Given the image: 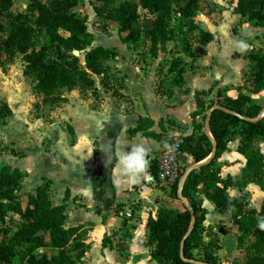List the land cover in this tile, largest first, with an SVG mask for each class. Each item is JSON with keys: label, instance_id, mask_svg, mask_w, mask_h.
<instances>
[{"label": "trees", "instance_id": "16d2710c", "mask_svg": "<svg viewBox=\"0 0 264 264\" xmlns=\"http://www.w3.org/2000/svg\"><path fill=\"white\" fill-rule=\"evenodd\" d=\"M80 0H31L32 9L37 13L35 24L27 12H13V0H0V34L6 36L0 41V50L14 55H23L25 72L35 75L34 90L45 98L58 90L76 87H92L94 75H101L106 62L118 55L116 47L92 43L93 33L85 20L72 12ZM175 3L183 20L182 27L193 33L198 30L200 44L206 46L213 34L199 28L196 16L203 10L202 0H91L96 16L117 23L118 33L123 44L130 49L143 48L152 57L166 50L172 39L170 18ZM233 15L254 27H264V0H235ZM140 9L151 14L145 37L139 24ZM43 35V44L36 40ZM85 52L82 63L76 52ZM181 52L193 56L195 53L188 44ZM251 82L248 92H259L264 83V50H256L249 56ZM177 57L171 70L183 78L184 67H179ZM239 90L231 97L219 89L217 101L208 104L203 96L211 93L196 91L198 110L192 113L194 132L182 136L183 153L191 155L195 162H206L193 167L187 174L182 187V196L188 201L183 211L169 215L160 213L157 218L149 217V241L153 246L152 258L158 264H218L212 245L205 243V216L199 192L203 186L206 196L221 211L236 210L232 216L238 231V244L250 236L253 254L248 255L245 264H264V203L260 210L248 207L247 193L238 198H230L227 190L237 187L244 191L248 184L256 183L264 187V154L259 142L264 140V103L261 104L249 93ZM65 100L58 96L52 102ZM210 100V99H209ZM209 112L206 113V111ZM203 114L201 121L196 116ZM11 108L6 101L0 103V119L10 117ZM261 117V118H260ZM212 137L207 132L206 121ZM153 121L141 117L132 133L141 131L146 136L160 137L151 130ZM116 137L115 133H112ZM239 139L238 150L242 154L252 152L247 158L240 176L221 175L222 164L219 157L228 150L229 143ZM98 140L94 142V156L98 161ZM151 171L157 176L158 167L152 163ZM24 174L9 164L0 161V223H5L10 215L22 220L11 234L10 229L0 226V264H12L16 258L19 264H76L84 256V244L78 240V227L66 228V207L55 205L50 198V181L39 185L33 193H25L19 198ZM110 186L113 188L111 180ZM93 194L96 201L110 209L113 200L105 198V189L97 172L92 178ZM172 193L177 196V186ZM69 193H67L68 195ZM42 231L41 235L38 232ZM43 249V251H40ZM59 250L50 254L48 250ZM197 251V252H196Z\"/></svg>", "mask_w": 264, "mask_h": 264}, {"label": "crops", "instance_id": "0c3cea01", "mask_svg": "<svg viewBox=\"0 0 264 264\" xmlns=\"http://www.w3.org/2000/svg\"><path fill=\"white\" fill-rule=\"evenodd\" d=\"M235 5L234 3L232 10ZM141 10L147 12L143 9H140V12ZM236 18L241 19L240 16L234 15L230 21L233 22ZM243 28V40L250 38L251 41L254 38L253 43L249 44L250 51H263L264 27H254L243 22ZM204 30L212 33L211 30ZM240 32L241 30L236 35H241ZM221 40L218 52L210 54L214 63L209 67L205 65L208 76L201 71V65H196L193 69L186 68L182 80L176 81L170 74L168 79L163 80L154 73L149 78L144 70L136 65L137 49H130L123 44L119 34L114 43H111V39H106V44H100L119 50L113 60L111 58L106 62L118 66L120 74L124 75L119 96L114 95L96 79L94 92L84 88L66 90L61 95L65 98L63 104L67 109L64 119H52L50 116L33 120L30 112L24 118L19 117L17 108H13V105L5 100L12 115L6 125L2 126L0 139L10 142V150L0 161L18 168L24 174L21 194L33 193L39 185L50 181V198L53 204H64L66 207V228L81 227L78 240L84 244L85 252L81 261L76 264H158L151 256L153 246L148 243V219L150 216L157 218L160 213L173 215L181 212L186 204L178 193L175 196L155 182L156 175L152 173L151 167L153 162L157 165L156 158L165 148L167 140L194 132L192 113L198 110L196 91H208L211 88V93L203 96L205 100H209L219 89L228 96L236 97L242 87L241 91L249 93L261 104L264 103V98H260L261 94H264V86L257 93L248 92L251 81L246 80L244 76V72L251 70L248 58L235 59L240 64V69L230 79L226 80V74L217 71L216 58L225 47L222 34ZM201 46L203 49L209 48L208 44ZM206 53L201 50L198 55L208 62L209 54ZM129 59L130 64L126 66L125 61ZM216 71L217 75L214 76ZM248 72L251 73L252 70ZM105 73L109 74L105 70L102 75ZM33 93V96L42 95L36 91ZM51 103L57 106L58 102ZM214 106L216 107L217 103ZM202 116L203 114H198L196 121H201ZM261 116H264V111ZM18 117L23 119L24 123H29L30 127L36 123L45 127L42 131L32 130L24 124L19 125ZM141 117L153 121L151 130L160 137L146 136L141 131H130L137 126ZM65 120L69 125L64 123ZM112 133H115L116 137H113ZM96 140L99 142L98 161L94 156ZM133 145H140L144 149V163L134 175L125 172L118 163V157L128 152ZM108 146L111 148L109 151L113 162L106 174H102V159ZM238 147L237 138L229 143L228 150L219 157L223 177L240 176L247 158L252 156L251 151L242 154ZM259 147L264 154V140L259 142ZM184 155L183 165L188 170L209 159L195 162L191 155ZM95 172L105 189V198L114 201L110 209H106L102 202L94 199L92 178ZM110 180L113 188L109 184ZM200 188L198 195L202 206L207 210L204 221L205 243L212 245L218 264H245L248 255L254 252L250 246L253 237L250 236L239 245L238 231L232 220L236 210H219L207 198L202 185ZM227 192L230 198H238L247 193L248 207L257 210H260L264 203V187L256 183L248 184L244 191L231 187ZM78 212L83 215L81 220L75 219ZM128 212H131L130 216H127ZM116 215H123L124 218L120 219ZM48 252L58 253L59 250Z\"/></svg>", "mask_w": 264, "mask_h": 264}, {"label": "rangeland", "instance_id": "374dc122", "mask_svg": "<svg viewBox=\"0 0 264 264\" xmlns=\"http://www.w3.org/2000/svg\"><path fill=\"white\" fill-rule=\"evenodd\" d=\"M41 1L50 3L51 0ZM202 1L204 2L202 6L203 10L199 13V15L196 16L195 19L199 28L212 31L213 36L208 43L209 48L203 49L200 45V35L198 30L190 33L186 31V28L182 27L183 20L177 10L178 4L175 3L174 12L172 13L169 22L172 39L167 42L165 52H161L157 57H152L143 48L142 43L138 46V57L136 58L137 64H133L139 65L140 69L144 70L143 72L148 75L149 78L153 75L152 73H154V75L159 77L160 80H163L164 78L168 79L169 74L172 75V78L176 81L182 80V77L177 75V70H171V66L174 65L177 57L181 58L179 67H184L185 71L186 68L193 69L196 67V65H201V71L204 73V75L208 76L209 73L206 66L209 67L211 63H214L210 57V54L218 52L220 49V45L222 44L221 34L224 35L225 47L219 52V55L216 58L218 60L216 69L220 73L226 74V80L232 78L233 75L240 69V64L235 59L238 57L249 59L250 54L256 51V49L250 51L249 48V44L253 43L254 38H252L251 41H249L250 38H247V40L242 39V35L245 34V28L242 29L243 21L240 18H236L233 22L230 21L232 18H234L232 7L235 3V0ZM32 5L33 4L31 0H13L12 11L15 13L27 12L30 16L31 23L35 24L37 13L32 9ZM72 12L82 17L85 20L88 30L93 33V38L91 40L92 43L88 48L100 43H105L106 39H111V43H114L115 38L119 34L118 24L96 16L92 10L91 0H80L79 3L72 9ZM150 18L151 14L149 12H143L141 10L139 24L142 29L143 37H145L146 31L148 29V22ZM240 30L241 35H236ZM5 36L6 33L0 34V41ZM36 40L39 44H43V35L41 33L38 34L36 36ZM188 44L195 52L193 56L187 55L186 52H181V50L184 49ZM201 50H204L207 52L206 54H209L207 58L208 62L199 58L198 52ZM76 54L79 56L82 63H84L85 52H76ZM113 59L114 58L111 60ZM129 62L130 59L125 61V65L128 66L127 64H130ZM105 70H107L109 74L105 73L104 75H94V79H96L98 83L101 81L107 89L112 91L114 95L119 96V89L122 86V82L124 81V75L120 74L121 71L119 67L113 63H106ZM217 71L214 73V76L217 75ZM248 71L251 70L249 69ZM248 71L246 73L244 72V76L246 77V80L248 79V81H251V73ZM34 84L35 75L33 73L25 72V59L23 55L18 53L10 55L0 50V103L8 100V102L13 105V108H17L16 112L19 117L22 116L24 118L25 115L30 112L33 120L41 117L47 118L50 116L52 119H56L57 117L64 119L66 117L65 114L67 113L66 106L63 104L65 100L56 101L58 102L57 106L59 107L53 106L54 104L51 102L55 100L56 97L63 95L64 91L67 89H58L54 91L51 96L45 98L40 94L33 96V92H35ZM93 86L87 88L85 87L84 89H90L94 92V89L96 88ZM250 86L253 88L254 84L251 82ZM76 88L83 89V87ZM261 95L262 96L260 98H264V94L262 93ZM217 101H224V99L218 98V96L214 94L210 100H206L208 104L217 103ZM10 117L0 119V131L3 128L2 126H4V124L6 125L7 120ZM19 117L17 118L19 125L24 124L30 127L29 123H24V120L20 119ZM64 123L67 124L68 122L65 120ZM44 127H42L41 124L36 123L30 128H32V130L42 131ZM69 127L70 126L67 128L69 129ZM9 143L10 142H4L3 139H0V160L4 159L5 153H9ZM18 195L19 198H21L23 194L19 192ZM116 216L120 219L124 218L123 215ZM82 218L83 215L81 212H78L75 216L76 220H81ZM21 220L22 219L19 216L10 214L6 218V222L3 224L0 223V226L9 228V233L11 234L13 231H15L18 223H20ZM94 244L95 242H93V245ZM20 262V259L16 258L12 264H19Z\"/></svg>", "mask_w": 264, "mask_h": 264}, {"label": "built area", "instance_id": "2783aa9c", "mask_svg": "<svg viewBox=\"0 0 264 264\" xmlns=\"http://www.w3.org/2000/svg\"><path fill=\"white\" fill-rule=\"evenodd\" d=\"M182 144V137L167 140L165 148L156 158L158 171L155 182L167 192H172L177 186V193H179L183 183L186 169L180 161V156L185 154L181 149ZM126 214L130 216L131 212Z\"/></svg>", "mask_w": 264, "mask_h": 264}, {"label": "clouds", "instance_id": "9594fccd", "mask_svg": "<svg viewBox=\"0 0 264 264\" xmlns=\"http://www.w3.org/2000/svg\"><path fill=\"white\" fill-rule=\"evenodd\" d=\"M118 163L123 170L130 174H135L139 167L144 163V149L140 145H133L129 151L118 157Z\"/></svg>", "mask_w": 264, "mask_h": 264}, {"label": "water", "instance_id": "95a60500", "mask_svg": "<svg viewBox=\"0 0 264 264\" xmlns=\"http://www.w3.org/2000/svg\"><path fill=\"white\" fill-rule=\"evenodd\" d=\"M261 117H262V116H261ZM261 117H260V118H261ZM206 125H207V132H208L209 135L212 137V135H211V133H210L209 126H208V120L206 121ZM110 149H111V148H110L109 146L106 148V152H105V154H104V156H103V159H102V168H101L102 174H106V172L109 170L110 165H111L112 162H113L112 157H111V155H110V151H109ZM184 158H185V155H184V154L180 156V161H181L182 163L184 162ZM189 171H190V170L186 169V171H185V175H184V177H183V183H182L181 189H180V191H179V193H178V196L183 200V202H184L186 205H188L189 203H188V201H187L185 198H183V196H182V187H183V184H184V182H185V180H186V177H187V174L189 173ZM41 234H42V231H39V232H38V235H41Z\"/></svg>", "mask_w": 264, "mask_h": 264}]
</instances>
